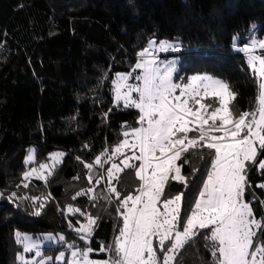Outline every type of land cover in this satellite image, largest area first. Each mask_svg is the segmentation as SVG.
<instances>
[{
  "label": "trees",
  "instance_id": "trees-1",
  "mask_svg": "<svg viewBox=\"0 0 264 264\" xmlns=\"http://www.w3.org/2000/svg\"><path fill=\"white\" fill-rule=\"evenodd\" d=\"M253 35L264 38V0H0V264L18 262L17 233L24 232L65 236L45 247L44 255L53 257L47 264H69L55 262L69 245L92 248L94 259L115 257L99 249L113 245L118 235L119 201L108 191L105 166L95 160L138 125L139 117L138 109L116 101L117 74L136 72L137 54L151 39L178 41L181 74L207 72L225 80L237 93L230 108L238 116L257 103V80L247 56L237 50ZM32 147L35 165L26 160ZM59 150L64 156L52 174L26 182L28 167ZM213 154L206 148L185 153L178 163L187 187L170 181L164 198L183 193L182 208L190 209ZM85 164L93 165L91 171ZM113 181L121 199L138 194L134 169ZM248 182L245 198L257 218L264 217V189L257 187L264 183V170L251 166ZM81 191L87 194L77 196ZM69 205L80 211L68 212ZM88 215L98 218L97 225L82 239L75 229ZM200 232L173 264H214L206 246L211 242L204 239L208 230ZM154 247L162 258L157 239Z\"/></svg>",
  "mask_w": 264,
  "mask_h": 264
},
{
  "label": "snow or ice",
  "instance_id": "snow-or-ice-1",
  "mask_svg": "<svg viewBox=\"0 0 264 264\" xmlns=\"http://www.w3.org/2000/svg\"><path fill=\"white\" fill-rule=\"evenodd\" d=\"M169 48L179 51L178 47L163 41L156 48V42L150 40L137 54L133 68V71L140 70L134 77L140 83H128L132 73H118L114 82L116 101L123 100L125 108L138 109L140 125L124 131V139L113 149L112 155L107 156L108 160L123 156L119 164L113 162L107 169L108 191L119 201L116 211L123 226L113 245H101L99 249L114 252L115 258L90 260L89 253L93 249L87 248L82 252L73 251L70 264H173L180 250L202 235L200 230H208L204 239L211 242L206 246L210 248L214 264H264V217L257 218L251 201L244 198L250 167L256 165L258 170H264V158H259L264 155V54H255L257 49L264 50V40H253L237 49L247 53V64L258 85L255 110L243 111L238 116L230 108L237 93L226 81L197 74L186 83L174 82V63L169 61L161 67L154 55V49L167 51ZM133 93L138 94L137 98H133ZM206 98H218L219 106L204 103ZM189 133L197 135L190 137ZM201 148L214 150L210 170L194 204L190 209L182 208L184 194L164 198L165 188L170 181H179L187 187L186 178L181 174L182 164L178 165L177 161L185 153ZM125 150L131 155H125ZM62 155L54 154L53 159L59 162ZM32 159L29 155L28 161ZM185 162L187 157L182 161ZM95 163L102 165L100 156ZM85 167L91 171L93 165L85 164ZM125 169H134L140 184L138 194L121 199L112 181L118 180L119 173ZM36 173V169L25 172L24 179ZM37 178L45 177L38 175ZM101 179L103 177L96 183ZM257 187L264 189V183ZM86 194L81 191L76 195ZM90 198L96 199L95 195ZM37 199L33 198L34 202ZM79 211L68 206L70 213ZM97 219L88 215V223L75 231L90 238ZM17 237L20 242L19 233ZM154 238L158 240L162 258L154 247ZM30 250L26 243L25 251ZM81 256L82 260L78 259ZM63 258L64 253H61L56 259Z\"/></svg>",
  "mask_w": 264,
  "mask_h": 264
},
{
  "label": "rangeland",
  "instance_id": "rangeland-1",
  "mask_svg": "<svg viewBox=\"0 0 264 264\" xmlns=\"http://www.w3.org/2000/svg\"><path fill=\"white\" fill-rule=\"evenodd\" d=\"M151 40L156 42V48H158L159 42H161V41L167 42L168 44L173 45L175 47H178V45H179V42L175 41V40H166V39L158 40V39H155V38H153ZM253 40H264V38L260 39L257 36L253 35L252 39L249 41V44ZM259 51H261V50L257 49L255 54L260 55ZM154 52H156L157 55H158V62L161 63V67H163V64H165V63H167L169 61L174 63L175 68H176V72L173 74V81L176 82V83H181V84L186 83L189 77H191L193 75H197V74H200V75L207 74V75H210V76H213L215 78L223 80L222 78L214 76V75L209 74L207 72H198V73H194V74H190L188 76H185L184 74H181V71H182L181 70V65L182 64H181V56L179 55V51H173L171 48H169V50H167V51H157V50L154 49ZM135 71H136L135 73H132V78H130L129 81H128L129 84H139L140 83V81L134 79V77L140 73V70L137 69ZM116 79H117V77H116ZM116 79H115V81H116ZM115 87H116V85L114 83V93H115ZM177 94H179V91H177ZM137 95L138 94L133 93V98H137ZM119 102L124 103L123 100H121ZM203 102L206 103V104L211 103V104H213V107H218L219 106L218 98L215 99V100L206 98ZM197 107H198V105H197ZM139 126L140 125L138 124V125H136L134 127H139ZM131 128H133V127H131ZM129 130H130V128H128L126 131H129ZM195 135H197V134H195ZM195 135L193 133H189L190 137L195 136ZM123 139H124V137H123ZM121 141L118 144H116L107 155L100 156L101 160L103 162L102 165H100V166H103V165L105 166V170H104L105 171V175H104V177L106 178V182H107L108 188H109V183H108V179L109 178H108V175H107V169H109L111 167L113 162L119 164L120 161L123 159V156H120V155L113 156L112 160H108L107 156L112 155L113 149L116 146H118L121 143ZM34 153H35V149L32 147L30 149V152H29L26 160H27L28 163L29 162H34V165H35L36 158H35ZM54 154H63L61 157L58 158L59 162H57L56 160L53 159ZM29 155L33 156V159L31 161H28ZM125 155H131V152L125 150ZM63 156H64V152L63 151H60V150L59 151H55L54 153H52L51 157L46 162L39 163L37 165V167H28V170H26L25 172L31 171L32 169H36L37 173L34 174L33 176H31L30 178H37L38 175H42L43 177H45L43 179H46L50 175L49 173L52 174L55 166L60 163V161H61ZM136 163L138 164L139 162L137 161ZM42 164L43 165H47L48 167L46 169H41L40 166ZM177 164L179 165L178 161H177ZM121 167H123V165H121ZM181 174H182V172H181ZM37 179H41V178H37ZM26 182H27V180H26ZM113 182L114 181H112V186H113ZM89 189H93V186L89 187ZM90 193H92V192H90ZM245 200H246V198H245ZM87 223H88V220L84 224H87ZM84 224H82V225H84ZM122 226H123V221H122L121 227ZM19 234H20V237H19L20 242H19V244L22 246V250H21V252L18 255V262L16 264H41V262H43V264H47L50 261H53V257L52 256L44 255L45 247L46 246H50V245L60 244V243H62L64 241V239L61 240L60 237L65 238V236L63 234H54V233L31 234V233L24 232V233H19ZM118 234H119V232H118ZM84 236L87 238L86 234H84ZM25 237L27 238L26 240L24 239ZM155 239L156 238H154V240ZM26 243L31 247L30 251H25V244ZM153 243H154V241H153ZM68 250H69L68 252L67 251L61 252V253H64V258L62 260L55 259V262L56 263H63V262L66 261V262H68L70 264L71 260L73 259L71 253L73 251H76V250H79L81 252L83 251L81 249H77V248L74 249L72 247L68 248ZM37 253H39V254H37ZM61 253H59L56 256V258L58 256H60ZM21 257H22V259H21ZM111 258L114 259L115 257L112 256ZM78 259L82 260V256L78 257ZM89 259L90 260H101V259L91 258L90 255H89Z\"/></svg>",
  "mask_w": 264,
  "mask_h": 264
},
{
  "label": "built area",
  "instance_id": "built-area-1",
  "mask_svg": "<svg viewBox=\"0 0 264 264\" xmlns=\"http://www.w3.org/2000/svg\"><path fill=\"white\" fill-rule=\"evenodd\" d=\"M247 44H249V43H247ZM246 45V44H245ZM245 45H243V47L245 46ZM242 47V48H243ZM246 56H247V53H245V52H243ZM154 55H155V57H156V59H157V61H158V55H157V53L156 52H154Z\"/></svg>",
  "mask_w": 264,
  "mask_h": 264
}]
</instances>
